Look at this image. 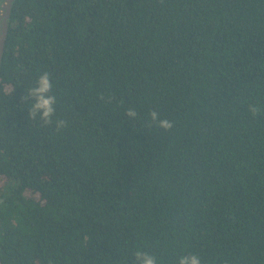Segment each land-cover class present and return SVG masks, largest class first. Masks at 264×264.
<instances>
[{
    "label": "trees",
    "instance_id": "1",
    "mask_svg": "<svg viewBox=\"0 0 264 264\" xmlns=\"http://www.w3.org/2000/svg\"><path fill=\"white\" fill-rule=\"evenodd\" d=\"M44 72L50 124L31 115ZM137 251L264 264V0H12L0 264Z\"/></svg>",
    "mask_w": 264,
    "mask_h": 264
},
{
    "label": "clouds",
    "instance_id": "2",
    "mask_svg": "<svg viewBox=\"0 0 264 264\" xmlns=\"http://www.w3.org/2000/svg\"><path fill=\"white\" fill-rule=\"evenodd\" d=\"M53 88V84L50 82V74L44 72L37 81V86L30 89V96L34 99L35 103L31 109V115L35 117L37 113H40V118L45 124H50L52 122V117L55 113V104L57 103L56 97L54 95H49ZM251 111L255 113L256 108H252ZM126 115L134 118L137 113L134 109H128ZM150 120L156 125V127L169 130L173 127L172 121L168 119H160L159 113L157 111H151L149 113ZM57 128H63L65 126V121L58 120L56 122ZM135 258L137 264H156L155 257L149 255L143 251H137L135 253ZM178 264H201L200 257L196 254H189L186 256H181L179 258Z\"/></svg>",
    "mask_w": 264,
    "mask_h": 264
},
{
    "label": "water",
    "instance_id": "3",
    "mask_svg": "<svg viewBox=\"0 0 264 264\" xmlns=\"http://www.w3.org/2000/svg\"><path fill=\"white\" fill-rule=\"evenodd\" d=\"M1 3V0H0ZM12 0H7L2 12H0V63L4 52Z\"/></svg>",
    "mask_w": 264,
    "mask_h": 264
},
{
    "label": "rangeland",
    "instance_id": "4",
    "mask_svg": "<svg viewBox=\"0 0 264 264\" xmlns=\"http://www.w3.org/2000/svg\"><path fill=\"white\" fill-rule=\"evenodd\" d=\"M6 1L7 0H1V3H0V12H2V10L4 9V6L6 4Z\"/></svg>",
    "mask_w": 264,
    "mask_h": 264
}]
</instances>
